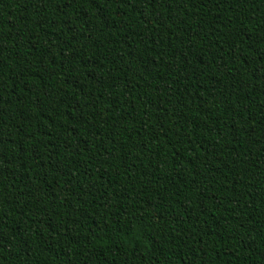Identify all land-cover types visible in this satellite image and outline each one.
Returning a JSON list of instances; mask_svg holds the SVG:
<instances>
[{
  "label": "trees",
  "instance_id": "trees-1",
  "mask_svg": "<svg viewBox=\"0 0 264 264\" xmlns=\"http://www.w3.org/2000/svg\"><path fill=\"white\" fill-rule=\"evenodd\" d=\"M0 264H264V0H0Z\"/></svg>",
  "mask_w": 264,
  "mask_h": 264
}]
</instances>
